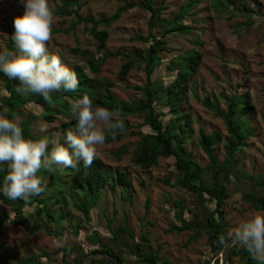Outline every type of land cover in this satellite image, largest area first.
<instances>
[{
    "label": "rangeland",
    "instance_id": "374dc122",
    "mask_svg": "<svg viewBox=\"0 0 264 264\" xmlns=\"http://www.w3.org/2000/svg\"><path fill=\"white\" fill-rule=\"evenodd\" d=\"M63 1L65 0H48V3L50 7L56 9ZM190 1L147 0L153 9H160L159 20H154L151 28L149 24L151 13L141 8L142 0H79L80 15L92 16L95 20L110 18L125 5L131 8L123 12L117 20L108 24L101 23L97 27V30H106L108 34L105 49L99 52H97L98 41L89 32L90 24L84 26L81 23L74 31L65 33L63 31L71 26L72 19L59 16H54L52 39L48 41L47 47L51 54H58L62 63L72 69L75 65H83V52L97 56L105 52L120 51L127 54L143 49L146 44L139 40V37L146 38L150 30L154 35H161L164 29L160 22L172 20L178 17L182 10H187L183 24L190 28V33L175 32L165 36L168 52L159 53L162 60L152 73V79L163 83L164 86L169 85L174 78V74L166 68L169 60L192 49L200 52L201 62L192 79L194 92L188 91L184 99L183 111L188 112L193 120L194 134L187 148L192 151L193 158L201 166H206L208 159L194 142L199 128H203L207 134L218 131L222 134L223 140L228 137V133L222 119L203 107L195 98V94L202 99L210 93L224 92L231 95L248 91L256 110L248 118L253 131L246 140L245 147L238 154L237 169L251 177L264 179V0H231L232 4L229 8H240L245 5L256 11L250 20L235 15L231 17L226 13L216 16L210 10L212 0H197L192 7H188ZM184 4L188 6L185 7ZM23 11V5L19 0H0V51L9 50L19 54L12 40L14 31L12 21L14 17L22 15ZM196 39L201 44L196 43ZM75 50L79 52L76 53ZM125 62L126 59L120 55L105 60L96 76L87 69L86 73L92 78L112 82L114 87L111 91L119 99L126 101L139 99L140 93L132 87H141L145 84L143 65L138 66L134 62L136 65L127 77L120 79L117 72ZM3 88L0 79V100ZM219 104L224 111L226 109L224 102L220 101ZM1 105L0 101V108ZM52 108L57 107L53 105ZM159 110L165 114L161 120L167 122L170 117L167 110ZM43 113V107L28 103L20 109V115L13 120L18 119L21 124L29 119L30 133L37 139L43 136L61 137V124L69 119L55 114L54 121L47 123L40 118ZM128 122L131 129L120 142L97 146V158L108 170L118 168L128 174L131 180V199L124 200L118 189L114 192L104 189L97 206L89 211V218H85L82 213L74 209L69 191H65L62 197L65 198L66 205L61 202L46 207L49 212L63 216L57 236L48 235L44 230L30 233L23 226L13 223V208L0 201V216L4 219L0 228V264H24L22 262L28 258L33 259L34 262L39 260L38 264H64L65 261L69 264L78 254L88 255L94 249L89 244L88 235L97 232L101 236L99 244L107 245L109 244L107 240L114 231L119 234L118 238L122 243L117 248L122 252L127 251L126 243L129 245L138 242L141 236H145L150 250L158 252L159 258H165L173 264H203L211 259L212 253L206 244L207 235L204 232L199 233L194 240L193 231L171 233L167 231L170 225L180 224V211L176 203L187 209L193 208L194 203L187 191L174 187L177 173L171 158H159L158 164L146 171L130 165L132 144L138 139L130 133L146 134L151 130L143 126L142 116L129 117ZM42 127H47L48 131L41 132ZM126 144L129 146L128 153L120 160H116L114 153L120 146ZM214 152L218 160L222 161L225 155L222 144L216 146ZM166 179L169 180V184L162 182ZM237 180L235 177L230 184L231 197L226 200L224 207L225 219L229 224L226 229L227 236L243 220L258 214L264 215V211L254 210L242 198L243 192H249L257 187V184L254 181L245 180L240 183ZM56 192L57 190L49 189L46 195ZM32 211L33 207H25L24 216L19 221H25L31 226V221L36 220L38 224L43 225L46 221L45 213L41 212L38 217ZM187 218L190 219V216L188 215ZM125 225L132 232V237L121 232ZM49 227L53 228L54 224L50 223ZM62 238H66L63 247L57 243L58 239ZM143 249L149 251L144 244ZM111 261L113 264H118L115 260L111 259ZM120 264H140V262L124 254ZM229 264L241 263L235 257Z\"/></svg>",
    "mask_w": 264,
    "mask_h": 264
},
{
    "label": "trees",
    "instance_id": "16d2710c",
    "mask_svg": "<svg viewBox=\"0 0 264 264\" xmlns=\"http://www.w3.org/2000/svg\"><path fill=\"white\" fill-rule=\"evenodd\" d=\"M79 0H65L55 9L54 16L68 17L72 19L71 26L63 32L74 31L77 25H91L90 34L98 41L97 52L105 49L106 39L108 37L106 30H97L102 24H108L117 20L120 15L127 9L131 8L125 5L119 8L110 18H99L95 20L92 16L80 15L81 6ZM197 0H191L185 7H192ZM231 0H212L210 10L216 16L221 14H229L232 16H240L250 20L252 14L256 11L253 8L242 5L240 8H229ZM184 7V6H183ZM141 8L151 13L149 20L152 28L153 21H158L160 9H153L147 0H142ZM187 10H182L178 17L160 22L164 32L157 36L150 30L146 38H138L146 44L143 49L124 54L120 51L113 53L105 52L103 55H93L83 52L84 61L82 66L75 65L72 70L77 74L79 79V88L76 91L65 92L63 90L52 94L51 102L46 101L42 96L30 95L24 97L17 93L16 88L19 85L17 80H10L2 72L0 79L3 83V92L1 94L0 114L6 115L7 118L13 119L20 115V109L24 108L28 103H35L44 109V113L40 116L47 123L54 121V115L59 114L68 118L66 122L61 124V137L68 131L76 128L77 118L71 111V105L83 95H89L95 105H99L119 113L120 118L124 121L125 127L119 132L115 139L111 136L104 144L120 142L122 137L131 129L128 118L132 116H142L143 126L148 127L151 132L142 134L140 132L130 133L136 136L137 141L132 144L133 149L130 157V165L140 170L146 171L158 164L159 158H171L173 160V168L177 173V179L174 187L187 191L191 197L193 208H184L176 203L179 207L180 224L170 225L168 232H185L193 231V239H197V235L204 232L207 235L206 244L210 250L211 259L203 264H220L218 257L221 252L224 241L227 237L226 229L229 227L225 219V202L231 197L230 184L236 177L240 183L245 180L255 182L257 187L252 188L249 192H243L242 198L254 210L264 211V179L260 177H251L246 172L237 169L239 164L238 154L245 147V142L252 135V127L248 118L255 112V107L251 103V96L248 91L227 95L224 92L219 94L210 93L200 99L196 94L195 98L203 107L213 113L214 116L220 117L226 127L228 137L222 139V134L213 131L209 134L205 133L203 128H199L198 135L195 138V145L202 150L208 159L206 166H201L194 158L191 150L187 148L194 134L192 128V118L188 112L183 111L184 99L188 91L194 92L192 79L197 73V68L201 62V54L197 50H190L185 53L171 58L166 66L169 72L174 74L172 82L164 86L163 83L152 79V73L161 63L159 53L168 50L166 48L167 41L164 39L169 33L187 34L190 28L183 24ZM154 28V27H153ZM196 43H200L196 39ZM201 44V43H200ZM76 53L79 50H75ZM122 56L126 62L121 64L117 76L125 79L129 72L136 64L143 65L142 70L145 73V84L141 87L134 86L133 90L140 93L139 99L130 101L117 98L111 89L114 84L109 80L102 81L96 77H90L86 73V69L96 76L105 60ZM134 62L136 64H134ZM71 100L72 102H69ZM223 101L226 109L220 108L219 102ZM55 105L57 108L53 109ZM166 109L170 116L167 122H163L161 117L165 114L162 110ZM23 134L26 139H37L31 135L29 126L30 120L27 119L21 124ZM49 137V136H48ZM61 142L62 139H61ZM222 144L224 149V158L219 161L214 148ZM131 145V144H130ZM129 146L123 145L116 150L114 157L120 160L122 156L128 153ZM7 172L6 165H0V187L3 185V179ZM46 183V191L31 198L29 202L22 200H9L2 192H0V201L13 208V223L19 224L26 228L30 233L44 230L48 235L57 236L59 234L58 227L63 221V216L46 210L48 205L60 204L66 205L63 198V192L69 191L70 199L74 209L83 214L85 218H89V211L97 206V201L101 197V192L107 189L114 192L116 189L120 191L124 200H130L131 180L125 171L118 168L108 170L99 158H96L91 167H84L81 161L76 169H61L53 167L51 170H41L39 174ZM164 184H169V180H163ZM249 183V182H248ZM49 189L57 190L55 194L47 196ZM76 198H79L78 201ZM209 205V206H207ZM25 207H33V213L39 217L41 212L46 215V221L43 225L38 224L36 220L31 221V226L25 221H19L24 216ZM196 209V210H195ZM190 216V219L187 216ZM3 218L0 216V228L3 225ZM18 221V222H17ZM50 223L54 224L50 228ZM77 229L78 226H77ZM121 232L132 237V232L125 225ZM56 234V235H55ZM77 234V233H76ZM119 234L114 231L112 236L107 240L109 244L101 245V236L97 232L88 235L87 239L90 246L94 249L90 254H107L112 260L120 264L122 256H128L137 259L140 264H173L165 258H159L158 252L150 250L148 240L145 236H141L140 241L126 243L127 251L122 252L117 247L122 242L119 241ZM143 244L149 248L144 251ZM66 248L63 249L65 251ZM87 254L80 253L69 264H79ZM237 257L241 264H256L246 250L239 246H232L229 251L228 264L233 258ZM65 261V260H64ZM63 261V262H64ZM33 259L28 258L22 263L38 264ZM66 264V261L64 262ZM90 264H102L101 262H92Z\"/></svg>",
    "mask_w": 264,
    "mask_h": 264
},
{
    "label": "clouds",
    "instance_id": "9594fccd",
    "mask_svg": "<svg viewBox=\"0 0 264 264\" xmlns=\"http://www.w3.org/2000/svg\"><path fill=\"white\" fill-rule=\"evenodd\" d=\"M22 15L13 18L12 40L19 54L0 51V72L19 82L16 91L28 97L42 96L51 102L52 94L79 88L77 74L51 54L47 43L52 39L55 9L48 0H19ZM77 118L76 128L62 137L26 139L18 119L0 114V165L7 166L0 192L9 200L29 202L46 191V183L38 175L54 166L76 169L82 161L91 167L97 158V146L123 131L125 124L118 112L95 105L83 95L71 105ZM41 132H47L42 127ZM61 139L63 142H61ZM66 238L58 239L63 247ZM224 245L242 247L256 264H264V215H255L236 225Z\"/></svg>",
    "mask_w": 264,
    "mask_h": 264
},
{
    "label": "water",
    "instance_id": "95a60500",
    "mask_svg": "<svg viewBox=\"0 0 264 264\" xmlns=\"http://www.w3.org/2000/svg\"><path fill=\"white\" fill-rule=\"evenodd\" d=\"M232 246L224 245L218 257L220 264H228L229 251ZM92 262H101L102 264H113L110 256L107 254H88L82 258L79 264H90Z\"/></svg>",
    "mask_w": 264,
    "mask_h": 264
}]
</instances>
